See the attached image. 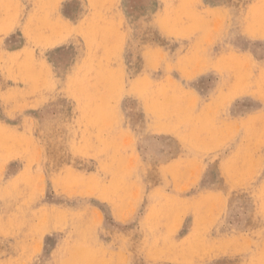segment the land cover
<instances>
[{"label":"rangeland","instance_id":"obj_1","mask_svg":"<svg viewBox=\"0 0 264 264\" xmlns=\"http://www.w3.org/2000/svg\"><path fill=\"white\" fill-rule=\"evenodd\" d=\"M255 1L0 0V264H264V0Z\"/></svg>","mask_w":264,"mask_h":264},{"label":"bare ground","instance_id":"obj_2","mask_svg":"<svg viewBox=\"0 0 264 264\" xmlns=\"http://www.w3.org/2000/svg\"><path fill=\"white\" fill-rule=\"evenodd\" d=\"M253 1H255V0H253ZM167 2H168V1H167ZM179 2H180V1H179ZM179 2H178V3H179ZM182 2H183V1H182ZM255 2H256V1H255ZM255 2H254V3H255ZM258 2H259V1H258ZM260 2H262V1H260ZM260 2H259V3H260ZM164 3H166V2H164ZM201 3H202V2H201ZM254 3H253V4H254ZM166 4L168 5V3H166ZM184 4H185V2H183V3L181 4V6H184ZM204 4H205V3H204ZM179 5H180V4H179ZM256 5H257V4H256ZM158 6L160 7V5H158ZM162 6H163V5H162ZM214 6H215V5H214ZM253 6H254V5H253ZM163 7H164V6H163ZM172 7H173V6L171 5V7H169V9H170V8L172 9ZM209 7H210V6H209ZM218 7H219V6H218ZM251 7H252V6H251ZM259 7H260V6H259ZM166 8H168V7H166ZM188 8H189V7H187V9H188ZM214 8H215V7H214ZM225 8H226V7H225ZM95 9H96V8H95ZM164 9H165V7H164ZM187 9H185V10H187ZM200 9H201V8H200ZM204 9H205L207 12H211V10L213 9V7H212V9L210 10V9L208 8V6H205ZM222 9H223V7H222ZM167 10H168V9H166V12H168ZM180 10H181V8H180ZM182 10H184V9L182 8ZM215 10H216V9H215ZM246 10H247V9H246ZM92 11H93V10H92ZM97 11H98V10H97ZM105 11H107V10H104V12H105ZM159 11H160V9H159ZM187 11H188V10H187ZM194 11H195V10H194ZM197 11H198V10H197ZM100 12H101V11H100ZM104 12H103V13H104ZM163 12H164V11H163ZM182 12H183V11H182ZM192 12H193V10L191 11V13H192ZM248 12H249V11H248ZM248 12H247V13H248ZM161 13H162V12H161ZM169 13L171 14L172 11L169 12ZM178 13H179V11H178ZM184 13H185V12H184ZM186 13H187V12H186ZM186 13H185V14H186ZM200 13H201V12H200ZM200 13H198L197 15H199ZM240 13H241V12H240ZM256 13H257V12H256ZM263 13H264V12H263ZM92 14H93V13H92ZM92 14H91V15H92ZM122 14H123V13H122ZM122 14H121V16H122ZM173 14H174V13H173ZM188 14H189V13H188ZM188 14H187V15H188ZM195 14H196V11H195ZM195 14H194V15H195ZM217 14H218V12H217ZM98 15H99V14H98ZM106 15H107V13H106ZM106 15H105V17H106ZM123 15H125V14H123ZM156 15H157V14H156ZM159 15H160V14H159ZM161 15H163V14H161ZM164 15H165V13H164ZM166 15H167V14H166ZM179 15L182 16V13L179 14ZM190 15H191V14H189V16H188L189 18H190ZM194 15H193V17H194ZM202 15H203V13H202ZM202 15H201V16H202ZM243 15H244V14H243ZM243 15H242V16H243ZM93 16H94V14H93ZM99 16L101 17V15H99ZM99 16H98V17H99ZM167 16H168V15H167ZM258 16H259V15H258ZM258 16H257V17H258ZM100 17H99V18H100ZM105 17H103V18H105ZM109 17H110V16H109ZM109 17H108V18H109ZM111 17H113V16H111ZM155 17H156V16H155ZM157 17H158V16H157ZM157 17H156V18H157ZM160 17H161V16H160ZM239 17H240V16H239ZM246 17H247V16H246ZM90 18H91V17H90ZM106 18H107V17H106ZM125 18H126V17H125ZM125 18H124V19H125ZM156 18H154V19H156ZM161 18H162V17H161ZM163 18H164V17H163ZM165 18H166V16H165ZM165 18H164V19H165ZM168 18H169V17H168ZM168 18H167V22H168ZM175 18H176V17H175ZM181 18H182V17H181ZM202 18H203V17H202ZM247 18H248V17H247ZM247 18H246V19H247ZM169 19H171V18H169ZM178 19H179V17L177 18V21H178ZM190 19H192V18H190ZM194 19H197V18H194ZM248 19H249V18H248ZM248 19H247V20H248ZM97 20H100V19H97ZM113 20H114V17H113ZM113 20H112V21H113ZM120 20H121V18H120ZM179 20H180V19H179ZM182 20H184V19L182 18ZM186 20H188V19H186ZM202 20H203V19H202ZM84 21H85V19H84ZM84 21H83V22H84ZM100 21H101V20H100ZM155 21H156V20H155ZM158 21H159V20H158ZM158 21H157V22H158ZM162 21H163V20H162ZM162 21H161V22H162ZM170 21H171V20H169V23H170ZM180 21H181V20H180ZM180 21H179V22H180ZM205 21H207V19H206ZM252 21H253V18H252ZM90 22H91V21H90ZM102 22H103V21H102ZM164 22H165V24L167 23L165 20H164ZM181 22H182V21H181ZM183 22H184V21H183ZM187 22H188V21H187ZM218 22H219V21H218ZM241 22H242V21H241ZM78 23H79V22H78ZM103 23H104V22H103ZM106 23H107V21H106ZM158 23H160V21H159ZM169 23H168V24H169ZM188 23H190V22H188ZM188 23H187V24H184V25H186L185 27H187V25H188V29H189V26H190V30H191L192 28H194V26L191 25L192 23H191V24H188ZM198 23H199V22H198ZM201 23H202V22H201ZM261 23H262V22H261ZM95 24H96V23H95ZM109 24H110V23H109ZM121 24H122V22H121ZM155 24H156V22H155ZM168 24H166V25H168ZM173 24H176V23L173 22L171 25L173 26ZM179 24H180V23H179ZM195 24H196V23H195ZM199 24H200V23H199ZM207 24H208V23H207ZM242 24H243V23H242ZM78 25H79V24H78ZM81 25H82V24H81ZM112 25H114V24H112ZM159 25H160V24H159ZM176 25H178V23H177ZM176 25H174L173 27H175ZM184 25H183V28H184ZM220 25H221V24H220ZM244 25H245V24H244ZM255 25H256V24H255ZM180 26H181V24H180ZM180 26H179V27H180ZM195 26H197V24H196ZM198 26H199V25H198ZM251 26H252V25H251ZM94 27H95V26H94ZM173 27H172V28H173ZM176 27H177V26H176ZM101 28H102V26H101ZM183 28H182V29H183ZM239 28H241V26H239ZM242 28H243V26H242ZM174 29H175V28H174ZM174 29H172V30H174ZM178 29H179V28H178ZM180 29H181V27H180ZM246 29H247V28H246ZM250 29H251V28H249V30H250ZM259 29H260V28H259ZM184 30H185V29H184ZM184 30H183V31H184ZM243 30H244V28H243ZM257 30H258V27H257ZM260 30H261V29H260ZM262 30H263V29H262ZM99 31H100V29H99ZM250 31H251V30H250ZM258 31H259V30H258ZM88 32H90V31L88 30ZM106 32H107V31H106ZM108 32H109V31H108ZM176 32H177V29H176ZM247 32H248V30H247ZM252 32H253V29H252ZM256 32H257V31H256ZM259 32H260V31H259ZM261 32H262V31H261ZM92 33H93V32H92ZM192 33H193V32H192ZM106 34H107V33H106ZM106 34H105V35H106ZM172 34H173V33H172ZM178 34H179V33H178ZM184 34H185V33H184ZM184 34H183V36H184ZM186 34H188V33L186 32ZM197 34H198V33H197ZM86 35H87V34H86ZM92 35H93V34H92ZM95 35H96V34H95ZM175 35H176V34H175ZM199 35H200V34H199ZM255 35H258V34L256 33ZM255 35H252V37L255 36ZM96 36H98V34H97ZM185 36H186V35H185ZM187 36H188V35H187ZM250 36H251V33H250ZM250 36H247V37H250ZM86 37H87V36H86ZM89 37H90V36H89ZM104 37H106V36H104ZM104 37H103V39H104ZM170 37H171V36H170ZM173 37H174V36H173ZM178 37H179V36H178ZM180 37H181V35H180ZM90 38H92V37H90ZM99 38H101V37L99 36ZM171 38H172V37H171ZM174 38H175V37H174ZM256 38H257V37H256ZM259 38H260V37H259ZM263 38H264V37H263ZM87 39H88V37H87ZM94 39H95V38H94ZM94 39L92 38V41H93ZM96 39H98V38H96ZM200 39H201V38H200ZM250 39H251V37H250ZM89 40H90V39H89ZM187 40H188V39H187ZM187 40H186V41H187ZM202 40H203V39H202ZM94 41H95V40H94ZM94 41H93V42H94ZM98 41H99V40H98ZM101 41H102V40H101ZM177 41H178V40H177ZM192 41H193V40H192ZM194 41H195V40H194ZM113 42H114V41H113ZM201 42H203V41H201ZM201 42H200V43H201ZM88 43H90V42H88ZM101 43H102V42H101ZM178 43H179V42H178ZM178 43H177V44H178ZM180 43H181V42H180ZM183 43H184V42H183ZM196 43H197V42H196ZM196 43H194V47H195V45H197ZM90 44H91V43H90ZM103 44H104V43H103ZM106 44H107V43H105V45H106ZM122 44H123V43H122ZM157 45H158V44H157ZM157 45H156V46H157ZM209 45H210V44H209ZM90 46H91V45H90ZM106 46H107V45H106ZM227 46H228V45H227ZM147 47H149V46H147ZM150 47H151V46H150ZM154 47H155V46H154ZM158 47H159V46H158ZM211 47H212V46H211ZM231 47H232V46H230V48H231ZM156 48H157V47H156ZM160 48H161V47H160ZM172 48H173V47H172ZM187 48H188V47H187ZM224 48H226V47H224ZM228 48H229V47H228ZM91 49H92V47H91ZM105 49H106V48H105ZM115 49H116V48H115ZM151 49H152V48H151ZM196 49H197V48H196ZM200 49H201V51H202V49H203L202 45H201V48H200ZM116 50H117V49H116ZM152 50H153V49H152ZM163 50H164V49H163ZM165 50H166V49H165ZM168 50H169V49H168ZM206 50H208V49H206ZM212 50H213V49H212ZM224 50H225V49H224ZM224 50H223L222 53H224ZM227 50H228V49H227ZM229 50H230V49H229ZM170 51H171V50H170ZM186 51H187V50H186ZM191 51H192V50H191ZM194 51H195V50H194ZM216 51H217V50H216ZM220 51H221V50H220ZM143 52H144V51H143ZM150 52H151V51H150ZM163 52H164V51H163ZM229 52H230V51H229ZM229 52H228V53H229ZM233 52H234V51H233ZM236 52H238V51H236ZM147 53H149V51H148ZM201 53H202V52H201ZM201 53H200V54H201ZM206 53H207V52H206ZM244 53H245V52H244ZM248 53H249V52H248ZM94 54H95V53H94ZM143 54H146V53L144 52ZM149 54H150V53H149ZM171 54H172V52H171ZM191 54H193V53L191 52ZM219 54H220V53H219ZM219 54H218V55H219ZM236 54H237V53H236ZM236 54H235V55H236ZM105 55H106V54H105ZM119 55H120V54H119ZM152 55H153V54H151V56H152ZM169 55H170V54H169ZM196 55H197V50H196ZM202 55H203V54H202ZM202 55H201V56H202ZM209 55H210V54H209ZM222 55H223V54H222ZM226 55H227V54H226ZM226 55H225V57H226ZM240 55H241V54H240ZM251 55H252V54H251ZM92 56H93V55H91V57H92ZM145 56H146V55H145ZM165 56H166V55H165ZM181 56H182V55H181ZM206 56H207V55H206ZM213 56H214V54H213ZM215 56H216V55H215ZM227 56H228V55H227ZM243 56H244V55H243ZM148 57H150V56H148ZM209 57H210V56H209ZM217 57H218V56H217ZM219 57H220V56H219ZM219 57H218V59L220 60ZM232 57H233V56H232ZM241 57H242V55H241ZM244 57H245V56H244ZM102 58H103V57H102ZM102 58H100V59H102ZM151 58H152V57H151ZM166 58H167V57H166ZM175 58H176V57H175ZM191 58H192V57H191ZM234 58H235V57H234ZM252 58H253V57H252ZM90 59H91V58H90ZM94 59H96V58H94ZM105 59H106V58H105ZM105 59H104V60H105ZM119 59H120V58H119ZM205 59H206V58H205ZM212 59H213V58H212ZM212 59H211V60H212ZM218 59H216V61H217ZM262 59H263V58H262ZM201 60H202V59H201ZM206 60H207V59H206ZM211 60H210V61H211ZM221 60H222V59H221ZM227 60H229V59H227ZM89 61H90V60H89ZM91 61H92V60H91ZM98 61L100 62L99 59H98ZM178 61H179V59H178ZM210 61H209V62H210ZM225 61H226V60H225ZM239 61H240V59H239ZM239 61H238V62H239ZM255 61H256V60H255ZM93 62H94V61H93ZM95 62L97 63L96 60H95ZM95 62H94V63H95ZM99 62H98V63H99ZM101 62H102V61H101ZM101 62H100V63H101ZM180 62H181V61H180ZM217 62L221 63V61H217ZM217 62H216V63H217ZM229 62H230V61H229ZM229 62H228L227 64H229ZM240 62H241V61H240ZM256 62H257V61H256ZM96 63H95V64H96ZM181 63H182V62H181ZM204 63H205V62H204ZM222 63H224V62H222ZM262 63H263V62H262ZM95 64H94V65H95ZM237 64H238V63H237ZM239 64H240V63H239ZM239 64H238V66H239ZM253 64H254V63H253ZM253 64H252V66H253ZM256 64H257V63H256ZM256 64H255V65H256ZM209 65H210V64H209ZM213 65H214V64H213ZM220 65H221V64H220ZM220 65H219V66H220ZM242 65H243V64H242ZM259 65H260V64H259ZM87 66H88V65H87ZM89 66H90V65H89ZM89 66H88V68H89ZM105 66H107V65H105ZM219 66H218V67H219ZM224 66H227V65L224 63ZM229 66H230V65H228V68H229ZM234 66H235V64H234ZM238 66H235V67H238ZM90 67H91V66H90ZM94 67H96V66H94ZM94 67L92 66V68H94ZM111 67H112V66H110V70H111ZM231 67H232V66H231ZM88 68H87V70L89 71L91 68H90V69H88ZM216 68H217V67H216ZM95 69H96V68H95ZM95 69H94V70H95ZM100 69H101V67H100ZM100 69H98V70H100ZM232 69H233V68H232ZM237 69H238V68H237ZM240 69H241V68H240ZM256 69H258V68H256ZM91 70H92V69H91ZM91 70H90V71H91ZM98 70H97V71H98ZM103 70H105V69H103ZM216 70H218V68H217ZM238 70H239V69H238ZM218 71H219V70H218ZM239 71H240V70H239ZM251 71H252V70H251ZM94 73H95V72H94ZM98 73H99V72H98ZM98 73L96 72V74H98ZM100 73H101V72H100ZM100 73H99V74H100ZM164 73H165V72H164ZM89 74H90V72H89ZM89 74H87V75H89ZM166 74H167V73H166ZM168 74H169V73H168ZM94 75H95V74H94ZM155 75H156V74H155ZM251 75H253V73H252ZM92 76H93V75H92ZM141 76H142V75H141ZM147 76H148V75H147ZM242 76H243V75H242ZM254 76H255V73H254ZM89 77L91 78V76H89ZM153 77H155V76H153ZM164 77H165V76H164ZM167 77H169V76H167ZM170 77H171V76H170ZM240 77H241V76H240ZM249 77H251L250 74H249ZM256 77H257V76H256ZM96 78H97V77H96ZM99 78H100V77H99ZM147 78H149V77H146V79H147ZM161 78H162V77H161ZM161 78H160V80L162 81ZM252 78H253V77H252ZM154 79H156V78H154ZM174 79H175V77H174ZM186 79H187V78H186ZM190 79H191V78H190ZM258 79H259V78H258ZM95 80H98V79H95ZM99 80L101 81V79H99ZM136 80H138V79H136ZM150 80H151V79H150ZM152 80H153V79H152ZM152 80H151V81H152ZM238 80H239V79H238ZM100 81H97V82H100ZM156 81H157V80H156ZM161 81H159V82H161ZM236 81H237V80H236ZM251 81H252V80H251ZM253 81H254V80H253ZM136 82H137V81H136ZM154 82H155V81H154ZM157 82H158V81H157ZM157 82H156V83H157ZM162 82H163V81H162ZM175 82H176V81H175ZM175 82H174V83H175ZM88 83H89V82H88ZM95 83H96V81H95ZM140 83H141V82H140ZM150 83H151V82H149L148 84L150 85ZM152 83H153V81H152ZM152 83H151V86H152ZM179 83H180V82H179ZM239 83H240V82H239ZM256 83H257V82H256ZM133 84H134V83H133ZM137 84H138V82H137ZM172 84H173V82H172ZM244 84H246V83H244ZM244 84H243V85H244ZM252 84H253V83H252ZM85 85H86V84H84V86H85ZM100 85H101V84H100ZM105 85H106V84H105ZM105 85H103V87H104ZM157 85H158V83H157ZM175 85H177V84H175ZM184 85H185V84H184ZM233 85H235V82H234ZM233 85H232V87H234ZM239 85H240V84H239ZM82 86H83V85H82ZM94 86H95V85H94ZM101 86H102V85H101ZM137 86H138V85H136V87H137ZM162 86H163V83H162ZM180 86L182 87L181 84H180ZM245 86H246V85H245ZM121 87H122V86H121ZM159 87H160V86H159ZM173 87H176V86H173ZM181 87H179V88H181ZM238 87H239V86H238ZM240 87H242V85H241ZM240 87H239V88H240ZM254 87H255V86H253V87H251V88H254ZM94 88H95L94 90H96L97 87H94ZM106 88H108V87H106ZM115 88H116V87H115ZM164 88H165V87H164ZM177 88H178V86H177ZM184 88H185V87H184ZM228 88H229V87H228ZM247 88H248V87L246 86V87H245V91L247 90ZM89 89L91 90L90 87H89ZM92 89H93V88H92ZM104 89H105V87H104ZM104 89H103V90H104ZM117 89H118V88H116L115 91H116ZM119 89H121V88H119ZM119 89H118V90H119ZM145 89L147 90V88H144V90H145ZM152 89L154 90V88H152ZM172 89H173V88H172ZM172 89H171V90H172ZM233 89H234V88H233ZM233 89H232V90H233ZM243 89H244V88H243ZM262 89H263V87H262ZM84 90H85V87L83 88V92H85ZM118 90H117V91H118ZM121 90H122V89H121ZM134 90H135V89H134ZM134 90H133V91H134ZM138 90H140V89H139V86H138ZM166 90H167V87H166ZM92 91H93V90H92ZM97 91H98V90H96V92H97ZM108 91H111V90H108ZM148 91H150L149 88H148ZM172 91H174V89H173ZM186 91H187V90H186ZM241 91H242V89H241ZM241 91H240V93H241ZM259 91H261V90H259ZM88 92H89V91H88ZM88 92H85V93H88ZM100 92H101V91H100ZM112 92H114V91L112 90ZM134 92H135V91H134ZM138 92H139V91H138ZM144 92H145V91H143V93H144ZM160 92H161V91H160ZM182 92H184L183 89H182ZM214 92H215V91H214ZM233 92L235 93V91H233ZM238 92H239V90H238ZM238 92H237V93H238ZM253 92H254V91H253ZM91 93L94 94V92H91ZM106 93H108V92H106ZM116 93H117V92H116ZM140 93H141V90H140ZM147 93H148V92H147ZM151 93H153V92H151ZM174 93H175V92H174ZM230 93H231V92H230ZM242 93H243V92H242ZM257 93H259V92H257ZM96 94H97V93H96ZM100 94H101V93H100ZM117 94H118V93H117ZM141 94H142V93H141ZM148 94H150V93H148ZM153 94H154V93H153ZM153 94H152V95H153ZM158 94H159V93H158ZM172 94H173V92H172ZM184 94H185V92H184ZM193 94H194V93H193ZM195 94H196V93H195ZM238 94H239V93H238ZM94 95H95V94H94ZM104 95H105V94H104ZM108 95H110V94H106V96H108ZM152 95H151V96H152ZM156 95H157V93H156ZM156 95H155V98H156V97L158 98L159 96H156ZM161 95H165V93H164V94H161ZM169 95H170V94H169ZM169 95H168V96H169ZM174 95H175V100H173L172 102L176 103L178 99L176 98V94H174ZM189 95L191 96V94H189ZM235 95H236V94H235ZM111 96H112V95H111ZM115 96H116V95H115ZM115 96H114V98H115ZM148 96H149V95H148ZM180 96H181V95H180ZM185 96H186V95H185ZM260 96H261V95H260ZM260 96H259V97H260ZM165 97H166V96H165ZM181 97H182V96H181ZM183 97H184V95H183ZM183 97H182V98H183ZM228 97H229V95H228ZM232 97H233V96H232ZM94 98H95V97H94ZM100 98H102L101 95H100ZM106 98L108 99V97H106ZM106 98H104V99H106ZM109 98H110V97H109ZM114 98H113V99H114ZM187 98H189V97L187 96V97L185 98V101L187 100ZM226 98H227V96H226ZM233 98H234V97H233ZM115 99H116V98H115ZM173 99H174V98H173ZM176 99H177V100H176ZM179 99H180V98H179ZM263 99H264V98H263ZM101 100H102V99H101ZM117 100H118V99H117ZM117 100H114V101H117ZM146 100H147V101H146ZM153 100H154V99H153ZM153 100H152V98H151V101L154 103ZM164 100H165V99H164ZM182 100H183V99H182ZM182 100H181V101H182ZM200 100H201V99H200ZM230 100H231V99H230ZM98 101H99V100H98ZM108 101H110V100H108ZM145 101L148 102V99L145 98ZM155 101H157V99H156ZM169 101H170V100H169ZM219 101H220V100H219ZM221 101H222V100H221ZM221 101H220V102H221ZM228 101H229V100H228ZM157 102H158V101H157ZM172 102H171V103H172ZM186 102H187V101H186ZM195 102H196V99H195ZM214 102H216V101H214ZM220 102H219V103H220ZM93 103H94V102H93ZM98 103H99V102H98ZM98 103H97V104H98ZM104 103H105V101H104ZM153 103H152V104H153ZM160 103H161V102H160ZM167 103H168V102H167ZM187 103H188V102H187ZM187 103H186V105H187ZM97 104H95V105H97ZM105 104H106V103H105ZM150 104H151V103H149V105H148V106H149V109L147 108L148 110H150ZM161 104H162V103H161ZM178 104H179V102H178ZM225 104H226V101H225ZM100 105H101V107H102V104H100ZM118 105H119V104H118ZM144 105H145V104H144ZM153 105H156V106H157V103H156V104L154 103ZM153 105H152V106H153ZM163 105H165V104H163ZM175 105H177V104H175ZM175 105H174V106H175ZM180 105L182 106V104H180ZM180 105H179V106H180ZM184 105H185V104H184ZM194 105H195V103H194ZM207 105H208V104H207ZM210 105H211V104H210ZM210 105H209V107H210ZM218 105H219V104H218ZM97 106H98V105H97ZM103 106H104V105H103ZM105 106H106V105H105ZM156 106H154V107H156ZM160 106H161V105H160ZM177 106H178V105H177ZM179 106H178V107H179ZM212 106H213V105H212ZM214 106H215V105H214ZM98 107L100 108V106H98ZM109 107H111V106H108V108H109ZM146 107H147V105H146ZM146 107H145V108H146ZM158 107H159V106H158ZM178 107H176V108H178ZM182 107H183V106H182ZM182 107H181V108H182ZM192 107H193V106H192ZM207 107H208V106H207ZM102 108H103V107H102ZM102 108H100V109L102 110ZM106 108H107V106H106ZM113 108H114V107H113ZM151 108H152V107H151ZM156 108H157V107H156ZM160 108H161V107H160ZM160 108H157L156 110H160ZM188 108L190 109V107H188ZM93 109H94V108H93ZM153 109H154V108H153ZM182 109H183L182 112H183V111H186V110H185V109H186V106H185V109H184V108H182ZM201 109H202V108H201ZM113 110H114V109H113ZM154 110H155V109H154ZM154 110H152V111H154ZM156 110H155V112H156ZM161 110H162V108H161ZM161 110H160V111H161ZM194 110H195V109H194ZM204 110H205V109H204ZM222 110H223V109H222ZM95 111H97V110L95 109ZM95 111H94V112H95ZM107 111H108V110H107ZM109 111H111V110L109 109ZM114 111L116 112V109H115ZM150 111H151V110H150ZM162 111H163V110H162ZM209 111L211 112V110H209ZM217 111H218V110H217ZM223 111H224V110H223ZM262 111H263V110H262ZM98 112H99V110H98ZM98 112H96V114H97ZM104 112L106 113V110H104ZM111 112H112V111H111ZM169 112H170V111H169ZM182 112H181L180 114L184 115ZM201 112H202V110H201ZM218 112H219V111H218ZM100 113H101V112H99V114H100ZM112 113H113V112H112ZM112 113H111V115H112ZM153 113H154V112H153ZM153 113H152V114H153ZM156 113H157V112H156ZM156 113H155V115H156ZM159 113H160V112H159ZM159 113H158V115H159ZM162 113H163V112H162ZM172 113H173V112H172ZM256 113H257V112H256ZM256 113H255V114H256ZM92 114H95V113H92ZM99 114H98V115H99ZM115 114H116V113H115ZM168 114H169V113H168ZM170 114H171V113H170ZM188 114H190V113H188ZM98 115H97V116H96V115H93V117L96 116V118H97ZM104 115L106 116V115H108V114H104ZM104 115H103V116H104ZM158 115H156V116H158ZM164 115H165V114H164ZM199 115H200V114H199ZM203 115H205V112H204ZM203 115H202V116H203ZM216 115H217V114H216ZM225 115H226V114H225ZM230 115H231V114H230ZM244 115H245V114H244ZM251 115H252V114H251ZM256 115H257V114H256ZM99 116H100V115H99ZM101 116H102V115H101ZM160 116H161V115H160ZM165 116H166V115H165ZM197 116H198V115H197ZM200 116H201V115H200ZM202 116H201V117H202ZM226 116H227V115H226ZM233 116H234V115H233ZM262 116H263V115H262ZM161 117H162V116H161ZM179 117H180V116H179ZM182 117H185V115L182 116ZM190 117L193 119V115L190 116ZM210 117H211V116H210ZM234 117H235V116H234ZM248 117H249V116H248ZM252 117H253V115H252ZM91 118H92V116L90 117V119H91ZM94 118H95V117H94ZM94 118H92V120H93ZM103 118H104V117H103ZM107 118H108V117H107ZM165 118H167V117H165ZM199 118H200V117H199ZM212 118H213V117H211V119H212ZM214 118H215V116H214ZM257 118H258V117H257ZM257 118H256V119H257ZM100 119H102V117H101ZM100 119H99V120H100ZM179 119H180V118H179ZM196 119H197V118H196ZM200 119H201V118H200ZM200 119H199V120H200ZM204 119L206 120L207 118L204 117ZM230 119H232V118H230ZM230 119H229V120H230ZM235 119H236V118H235ZM235 119H233V120H235ZM244 119H245V118H244ZM252 119H253V118H252ZM256 119H255V120H256ZM260 119H261V117H260ZM99 120H97V123H98ZM161 120H162V119H161ZM163 120H164V119H163ZM184 120H185V119H184ZM193 120H194V119H193ZM197 120H198V119H197ZM197 120H195V121L197 122ZM199 120H198V121H199ZM207 120H208V119H207ZM239 120H240V119H239ZM247 120H248V119H246L245 124L247 123ZM250 120H251V118H250ZM250 120H248V121H250ZM164 121H165V120H164ZM200 121H201V120H200ZM211 121L213 122V120H211ZM211 121H210V122H211ZM231 121H232V120H231ZM236 121H237V119H236ZM242 121H243V120H242ZM242 121H241V123L244 122V121H243V122H242ZM92 122H93V121H92ZM99 122L101 123V121H99ZM166 122H167V121H166ZM204 122H206V121H203V123H204ZM224 122H227V120H226V121H223V123H224ZM95 123H96V122H95ZM100 123H99V124H100ZM175 123H176V122H175ZM175 123H174L173 126H175ZM197 123H198V122H197ZM197 123H196V124H197ZM199 123H200V122H199ZM233 123H234V122H233ZM99 124H97V125H99ZM169 124H170L169 122H168V124L166 123V125H169ZM196 124H195L194 127H196ZM206 124H207V123H206ZM208 124H209V123H208ZM214 124H215V123H214ZM220 124H221V123H220ZM225 124H226V123H225ZM249 124H251V123H249ZM252 124H253V123H252ZM94 125H95V124H94ZM106 125H107V124H106ZM156 125H157V124H156ZM159 125H160V124H159ZM204 125H205V124H204ZM239 125H240V124H239ZM161 126H162V124H161ZM164 126H165V124H164ZM176 126H177V125H176ZM176 126H175V127H176ZM224 126H226V125H224ZM247 126H249V125H247ZM99 127H100V126H99ZM167 127H168V126H167ZM175 127H173V128H175ZM200 127H201V126H200ZM200 127H198V125H197V128H200ZM206 127L209 128V125H208V126L206 125ZM206 127H205V128H206ZM215 127H216V126H215ZM237 127H238V126H237ZM191 128H192V126H191ZM201 128H203V126H202ZM201 128H200V129H201ZM205 128H204V130H205ZM219 128L221 129L220 126H219ZM253 128H254V126H253ZM259 128H260V127H258V129H259ZM95 129H96V128H95ZM109 129H111V125H110V128H109ZM170 129H172V128L170 127ZM200 129H199V132L201 131ZM220 129H219V130H220ZM234 129H235V128H234ZM123 130H124V129H123ZM212 130H214V129H212ZM215 130H216V128H215ZM217 130H218V129H217ZM237 130H238V128H237ZM237 130H236V132H237ZM106 131H107V129H106ZM121 131H122V130H121ZM125 131H126V130H125ZM157 131H158V129H157ZM194 131H195V132L197 131L196 128H194ZM252 131H253V130H252ZM259 131H260V130H259ZM128 132H130V131H128ZM195 132H193V133H195ZM203 132H204V131H203ZM209 132H210V131H209ZM213 132H214V131H213ZM240 132H241V131H240ZM126 133H127V132H126ZM153 133H154V132H153ZM168 133H169V132H168ZM207 133H208V132H207ZM93 134H95V133L93 132ZM98 134H99V133H97V135H98ZM100 134H101V133H100ZM100 134H99V135H100ZM109 134H110V133H109ZM109 134H108V135H109ZM128 134H129V133H128ZM195 134H197V133H195ZM216 134H217V133H216ZM253 134H254V133H253ZM256 134H257V133H256ZM112 135H113V133H112ZM182 135H183V134H182ZM199 135H200V133H199ZM110 136H111V135H110ZM200 136H201V135H200ZM200 136H199V138H201ZM207 136L209 137V134H208ZM96 137H97V136H96ZM131 137H132V136H131ZM178 137H181V135H179ZM182 137H184V136H182ZM182 137H181V138H182ZM208 137H207L206 139H208ZM99 138H100V136H99ZM99 138H98V139H99ZM102 138H103V137H102ZM106 138H108V137H106ZM114 138H115V137H114ZM132 138H134V137H132ZM197 138H198V137H197ZM199 138H198V139H199ZM202 138L204 139V134H203ZM230 138H231V137H230ZM100 139H101V138H100ZM189 139H190V138H189ZM107 140H108V139H107ZM110 140H113V139H110ZM182 140H183V139H182ZM204 140H205V139H204ZM234 140H235V139H234ZM245 140H246V139H245ZM108 141H109V140H108ZM113 141H114V143H115V140H113ZM184 141H185V140H184ZM191 141H192V140H191ZM199 141H200V140H199ZM199 141H197L198 144H195L196 146H194V145H192V146H194V147L196 148L197 145H198L199 147H201V148L203 149V146H201L202 144H201V145L199 144ZM202 141H203V140H202ZM206 141H207V140H206ZM206 141H205V143H206ZM208 141H209V140H208ZM217 141H218V140H217ZM250 141H251V140H250ZM109 142H110V141H109ZM116 142H117V141H116ZM124 142H127V141H124ZM209 142H210V141H209ZM211 142H212V141H211ZM211 142H210V144H212ZM242 142H243V141H242ZM111 143H113V142L111 141ZM189 143H190V140H189ZM201 143H202V142H201ZM248 143H249V141H248ZM122 144H123V143H122ZM122 144H121V145H122ZM214 144H216V143H214ZM224 144H225V143H224ZM246 144H247V143H246ZM247 145H248V144H247ZM247 145H246V146H247ZM259 145H260V144H259ZM130 146H131V144H130ZM206 146H208V145H206ZM211 146H213V145H211ZM225 146H226V145H225ZM116 147H117V146H116ZM119 147H120V146H119ZM131 147H133V146H131ZM135 147H136V146H135ZM213 147H214V146H213ZM213 147H212V148H213ZM237 147H239V146H237ZM95 148H96V147H95ZM117 148H118V147H117ZM122 148H123V145H122ZM209 148H210V147H209ZM247 148H248V147H247ZM247 148H246V150H247ZM249 148H250V147H249ZM249 148H248V149H249ZM260 148H261V147H260ZM93 149H94V148H93ZM114 149H115V147H114ZM124 149H125V146H124ZM115 150H116V149H115ZM118 150H119V149H118ZM131 150H132V148H131ZM197 150H198V149H197ZM214 150H215V149H214ZM133 151H134V149H133ZM133 151H132V152H133ZM203 151H204V150H203ZM203 151H202V152H203ZM211 151H212V150H211ZM112 152H113V151H112ZM118 152H119V151H118ZM129 152H130V151H129ZM238 153H239V152H238ZM244 153H245V152H244ZM247 153H248V152H247ZM255 153H256V152H255ZM255 153H254V154H255ZM258 153H259V152H258ZM258 153H257V154H258ZM260 153H261V152H260ZM111 154H112V153H111ZM132 154H133V153H132ZM132 154H131V155H132ZM206 154H207V153H206ZM229 155H231V154H229ZM263 155H264V153H263ZM115 156H116V155H115ZM117 156H118V155H117ZM117 156H116V157H117ZM215 156H216V155H215ZM242 156H243V154H242ZM260 156L262 157V155H260ZM116 157H115V159H116ZM118 157H121V156H118ZM128 157H129V156H128ZM228 157H229V159H228V158H227V159L230 160V156H228ZM243 157H244V156H243ZM261 157H260V158H261ZM126 158H127V156H126ZM133 158H134V156H133ZM194 158H195V157H194ZM112 159H113V158H112ZM199 159H200V158H199ZM213 159H214V158H213ZM213 159H212V160H213ZM127 160H128V159H127ZM180 160H181V159H180ZM191 160H193V159L191 158ZM214 160H215V159H214ZM228 160H227V161H228ZM115 161H116V160H115ZM115 161H113V163H114ZM143 161H144V160H143ZM146 161H147V160H146ZM146 161H145V162H146ZM166 161H167V160H166ZM227 161H226V162H227ZM238 161H239V160H238ZM262 161H263V159H262ZM131 162H132V160H131ZM133 162H134V161H133ZM176 162H179V161L176 160L175 162H172V163L175 164ZM190 162H191V161H190ZM192 162H193V161H192ZM242 162H245V161L243 160ZM113 163H112V164H113ZM116 163H117V162H116ZM125 163H126V162H125ZM128 163H129V162H128ZM172 163H170V164L172 165ZM193 163H195V161H194ZM215 163H216V162H215ZM238 163H239V162H238ZM110 164H111V163H110ZM117 164H118V163H117ZM131 164H132V163H131ZM227 164H228L229 167H230V164H229V163H227ZM261 164H262V163H261ZM123 165H124V164H123ZM123 165H122V166H123ZM143 165H144V164H143ZM161 165H162V164H161ZM201 165H202V164H201ZM237 165H238V164H237ZM131 166H133V165H131ZM176 166H177V163H176L175 167H176ZM194 166H195V164H194ZM203 166H204V165H203ZM127 167H128V166H127ZM142 167H143V166H142ZM168 167H169V166H168ZM170 167H172V166H170ZM170 167H169V168H170ZM173 167H174V166H173ZM189 167H191V166H189ZM192 167H193V166H192ZM195 167H196V166H195ZM200 167H201V166H200ZM200 167H199V168H200ZM225 167H226V166H225ZM229 167H228V168H229ZM234 167H236V165H235ZM122 168H123V167H122ZM130 168H131V167H130ZM203 168H204V167H203ZM203 168H202V169H203ZM237 168H238V166H237ZM144 169H145V168H144ZM175 169H176V168H175ZM177 169H178V168H177ZM177 169H176V170H177ZM231 169H233L232 172L235 171L234 168H231ZM118 170H121V168H120V169L118 168ZM118 170H117V171H118ZM122 170H124V168H123ZM172 170H173V168H172ZM176 170H175V171H176ZM196 170H198V169L196 168ZM225 170H226V169H225ZM228 170H230V169H228ZM236 170H238V169H236ZM115 171H116V170H115ZM133 171H134V170H133ZM194 171H195V170H194ZM194 171L191 170L192 174H193ZM221 171H222V170H221ZM122 172H124V171H122ZM128 172H129V171H128ZM168 172L170 173V170H169ZM186 172H187V171H186ZM196 172H197V171H196ZM228 172H229V171H228ZM228 172H227V173H228ZM125 173H127V170L125 171ZM179 173H181V172L179 171ZM221 173H222V172H221ZM235 173H236V171H235ZM256 173H257V172H256ZM128 174H129V173H128ZM136 174H137V173H136ZM170 174H171V173H170ZM196 174H197V173H196ZM228 174H230V172H229ZM244 174H245V173H244ZM74 175H75V174H74ZM76 175H77V173H76ZM80 175H81V174H80ZM112 175H114V174H112ZM121 175L123 176V175H127V174H123V173H122ZM245 175H246V174H245ZM77 176H79V175H77ZM232 176H233V175H232ZM234 176H236V175H234ZM243 176H244V175H243ZM243 176H242V177H243ZM82 177H83V176H82ZM111 177H112V176H111ZM115 177H116V176H115ZM115 177H114V178H115ZM128 177H129V176H128ZM132 177H133V175H132ZM171 177H173V175H172ZM242 177H241V178H242ZM253 177H254V176H253ZM119 178H120L119 180H121V181H123V178L125 179V177H123L122 179H121V177H119ZM229 178H230V176H229ZM232 178H233V177H232ZM126 179H127V178H126ZM128 179H129V178H128ZM233 179H234V178H233ZM236 179H237V178H236ZM236 179H235V180H236ZM242 179H243V178H242ZM242 179H241V180H242ZM261 179H262V178H261ZM112 180H113V177H112ZM112 180H110V181H112ZM119 180H118V181H119ZM129 180H130V179H129ZM133 180H134V178H133ZM133 180L131 179L130 181H132V183H133ZM141 180H142V179H141ZM230 180H232V179H230ZM241 180H240L239 182H241ZM114 181H115V180H114ZM114 181H112V182H113V185L116 184ZM118 181H117V182H118ZM121 181H120V182H121ZM137 181H138V180H137ZM251 181H252V180H251ZM261 181H262V180H261ZM123 182H124V181H123ZM249 182H250V181H249ZM263 182H264V181H263ZM130 183H131V182H130ZM130 183H129V185H130V186H133V185H131ZM136 183H137V182H136ZM139 183H140V180H139ZM142 183H143V182H142ZM109 184H111V186H112V183L109 182ZM121 184H123V183H121ZM125 184H126V183H124V186H125ZM173 184H174V183H173ZM262 184H263V183H262ZM94 185H95V184H94ZM102 185H103V184H102ZM106 185H108V184H106ZM117 185H118V184H117ZM117 185H116V186H117ZM127 185H128V184H126V186H127ZM140 185H141V184H140ZM175 185H177V184H175ZM258 185H259V184H258ZM260 185H261V184H260ZM134 186H136V185H134ZM232 186H233V184H232ZM239 186H240V185H239ZM93 187H94V186H93ZM127 187H128V186H127ZM136 187H137V186H136ZM173 187H174V186H173ZM230 187H231V186H230ZM234 187H235V186H234ZM234 187H233V188H234ZM77 188H78V187H77ZM95 188H96V187H95ZM207 188H208V187H207ZM231 188H232V187H231ZM263 188H264V185H263ZM104 189H105V188H104ZM128 189H129V188H128ZM133 189H134V188H131V190H133ZM178 189H179V188H178ZM180 189H181V188H180ZM196 189H197V188H196ZM229 189H230V188H229ZM95 190H96V189H95ZM95 190H93V192H94ZM114 190H115V189H114ZM219 190H220V189H219ZM224 190H225V189H224ZM263 190H264V189H263ZM157 191H159V190H157ZM180 191H182V189H181ZM185 191H186V190H185ZM185 191H184V192H185ZM187 191H188V190H187ZM99 192H100V191H99ZM99 192H98V193H99ZM102 192H103V191H102ZM102 192H100L99 194H103V193H104V192H103V193H102ZM106 192H107V191H106ZM110 192H114L115 194H119V193H116L115 191H113V189H112V191L110 190ZM161 192H162V191H161ZM188 192H189V191H188ZM215 192H216V191H215ZM123 193H124V192H123ZM128 193H129V191H128ZM143 193H144V192H143ZM163 193L165 194L164 191H163ZM211 193H212V192H211ZM228 193H229V192H228ZM260 193L262 194V192H259L258 194H260ZM94 194H95V192H94ZM105 194H106V196H108L107 193H105ZM110 194H111V193H110ZM112 194H113V193H112ZM115 194H113V195H115ZM213 194H215V193H213ZM252 194H253V193H252ZM103 195H104V194H103ZM113 195H112L111 197H114V198H112V199L114 200V199H115V196H113ZM122 195H123V196H122V198H123L126 194H125V195L122 194ZM206 195H208V192H207ZM217 195H219V193H218ZM224 195H225V194H224ZM176 196H177V195H176ZM204 196H205V195H204ZM209 196H210V195H209ZM251 196H253V195H251ZM257 196H258V195H257ZM261 196H262V195H261ZM261 196H260V197H261ZM102 197H103V196H102ZM104 197H105V196H104ZM104 197H103V198H104ZM108 197H109V196H108ZM119 197H120V196H119ZM119 197H118V199H119ZM182 197H183V196H182ZM182 197H180V198H182ZM216 197H217V196H216ZM223 197H225V196H223ZM226 197H227V196H226ZM226 197H225V198H226ZM174 198H175V197H174ZM180 198H179V199H180ZM204 198H205V197H204ZM217 198H219V197H217ZM227 198H228V197H227ZM105 199H106V198H105ZM120 199H121V198H120ZM171 199H172V198H171ZM179 199H178V200H179ZM185 199H186V198H185ZM202 199H203V197H202ZM113 200H111V201H113ZM124 200H125V199H123L122 201L124 202ZM169 200H170V198H169ZM186 200H187V199H186ZM203 200H204V199H203ZM203 200H202V201H203ZM157 201H158V200H157ZM157 201H156V202H157ZM170 201H172V200H170ZM175 201H177V200H175ZM175 201H173V203H174ZM225 201H226V200H225ZM261 201H262V200H261ZM261 201H260V202H261ZM120 202H121V201H120ZM123 202H122V205H123ZM156 202H154V203H156ZM163 202H164V201H163ZM177 202H178V201H177ZM179 202H180V201H179ZM182 202H183V200H182ZM185 202H186V201L184 200V203H185ZM191 202H192V201H191ZM117 203H118V202L115 201V206L117 205ZM154 203H152L151 205H153ZM167 203H168V202H167ZM170 203H171V202H170ZM261 203H262V202H261ZM261 203H260V204H261ZM119 204H120V203H119ZM127 204H128V203H127ZM176 204H177V203H176ZM193 204L195 205V202H194ZM225 204H226V203H225ZM263 204H264V203H263ZM113 205H114V203H113ZM169 205H170V204H169ZM172 205H173V204H172ZM183 205H184V204H183ZM115 206H114V207H115ZM126 206H127V205H126ZM154 206H155V205H154ZM175 206H176V205H175ZM51 207H52V206H51ZM149 207H152V206H149ZM155 207H156V206H155ZM177 207H178V206H177ZM177 207H176V208H177ZM53 208H54V207H53ZM53 208H51V209H53ZM121 208H122V207H121ZM166 208H168V207L166 206ZM169 208H170V207H169ZM173 208H174V207H173ZM49 209H50V208H49ZM95 209H96V208H95ZM177 209H178V208H177ZM252 209H253V208H252ZM260 209H262V208H260ZM43 210H45V207L43 208ZM47 210H48V209H47ZM57 210H58V209H57ZM57 210H56V211H57ZM148 210H150V209H148ZM156 210H157V209H156ZM169 210H170V209H169ZM175 210H176V209H175ZM175 210H174L173 213L176 212ZM52 211H53V210H52ZM59 211H60V210H58V212H59ZM94 211H95V210H94ZM94 211H92V212H94ZM170 211H171V210H170ZM261 211H262V210H261ZM47 212H48V211H47ZM47 212L45 211L44 213L46 214ZM49 212H50V210H49ZM58 212H57V214H58ZM95 212H96V211H95ZM167 212L169 213V211H167ZM154 213H155V211H154ZM157 213H159L158 210H157ZM176 213H177V212H176ZM176 213H175V214H176ZM51 214H52V213H51ZM76 215H77V214H76ZM97 215H98V213H97ZM122 215H123V214H122ZM148 215H150V214H148ZM148 215H147V216H148ZM156 215H157V214H156ZM161 215H162V213H161ZM165 215L167 216L166 213H165ZM172 215H173V214H172ZM194 215H195V214H194ZM44 216H45V215H44ZM92 216H93V214H92ZM152 216H154V215H152ZM152 216H151V217H152ZM151 217H150V218H151ZM157 217H158V216H157ZM194 217H195V216H194ZM204 217H205V215H204ZM254 217H256V216H254ZM93 218H94V217H93ZM98 218H99V217H98ZM147 218H148V217H147ZM167 218H168V217H167ZM167 218H166V221L169 220V219H167ZM161 219H163V218L161 217ZM199 219H200V218H199ZM201 219H203V218L201 217ZM201 219H200V220H201ZM222 219H223V218H222ZM258 219H259V218H258ZM263 219H264V218H263ZM79 220H80V219H79ZM94 221H95V218H94ZM144 221H145V220H144ZM151 221L153 222V218L151 219ZM154 221H155V220H154ZM164 221H165V220H164ZM164 221H160V222H163V223H164ZM257 221H258V220H257ZM91 222H92V220H91ZM142 222H143V221H142ZM158 222H159V220H158ZM199 222H200V221H199ZM219 222H220V220H219ZM221 222L223 223V221H221ZM89 223H90V222H89ZM89 223H88V225H85V226H84L85 229H86L87 226H92L91 223H90V225H89ZM94 223H95V222H94ZM165 223H168V224H169L170 221H169V222H165ZM200 223H201V222H200ZM203 223H204V222H202V224H203ZM86 224H87V223H86ZM155 224H156V223H155ZM192 224H193V223H192ZM198 224H199V223H198ZM158 225H159V223H158ZM164 225H165V224H164ZM208 225H209V224H207V226H208ZM156 226H157V224H156ZM198 226H199V225H198ZM202 226H203V225H202ZM209 226H210V225H209ZM150 227L153 229L152 226H150ZM154 227H155V226H154ZM162 227H163V226H162ZM165 227H166V226H165ZM194 227H195V225H194ZM81 228H82V227H81ZM88 228H89V227H88ZM92 229H93V227L91 228V232H92ZM200 229H201V228H200ZM200 229H198V230H195V229H194V230H195L194 232H196V231H201ZM209 229H210V228H209ZM217 229H219V228H217ZM94 230L96 231V229H94ZM150 230H151V229H150ZM155 230H156V229H155ZM233 230H234V229H233ZM239 230H240V229H239ZM82 231H84V230H82ZM82 231H80V233H81ZM86 231H87V230H86ZM156 231H157V230H156ZM160 231H161V229H160ZM165 231H166V230H165ZM190 231H191V230H190ZM207 231H208V230H207ZM153 232H154V231H153ZM191 232H192V231H191ZM194 232H193L192 235H195V234H196V233L194 234ZM241 232H243V231H241ZM80 233H79V234H80ZM87 233H88V232H87ZM93 233H95V232H93ZM164 233H166V232H164ZM170 233H171V231H170ZM231 233H232V231H231ZM233 233H234V232H233ZM233 233H232V234H233ZM199 234H200V233H199ZM210 234H211V233H210ZM226 234H227V233H226ZM240 234H241V233H240ZM240 234H239V235H240ZM85 235H86V234H84V236H85ZM95 235H96V234H95ZM155 235H156V233H155ZM158 235H159V234H158ZM165 235H166V234H165ZM169 235H171V234H169ZM172 235H173V234H172ZM200 235H201V234H200ZM202 235H203V231H202ZM80 236H81V234H80ZM82 236H83V232H82ZM84 236H83V237H84ZM190 236H191V235H190ZM230 236H231V235H230ZM230 236H228V237H230ZM247 236H248V235H247ZM250 236H251V235H250ZM250 236H249V237H250ZM75 237H76V236H75ZM75 237H73V238H75ZM83 237H82V239H83ZM156 237H157V236H156ZM191 237H192V236H191ZM193 237H194V236H193ZM193 237H192V240H194ZM197 237H198V236H197ZM205 237H206V236H205ZM235 237H236V234H235ZM76 238H77V237H76ZM92 238L94 239V236H93ZM95 238H96V236H95ZM164 238H167V237L164 236ZM187 238H188V237H187ZM195 238H196V237H195ZM203 238H204V237H203ZM215 238H216V237H215ZM233 238H234V236H233ZM250 238L252 239V237H250ZM80 239H81V238H80ZM97 239H98V238H97ZM167 239H168V238H167ZM173 239L175 240L174 237H173ZM190 239H191V238H190ZM201 239H202V238H201ZM230 239L232 240V237H231ZM237 239H238V238H237ZM239 239H241V238H239ZM159 240H160V239H159ZM159 240H158V241H159ZM186 240H188V239H186ZM197 240H198V239H197ZM212 240H213V239H212ZM220 240H221V238H220ZM226 240H227V239H226ZM75 241H76V240H75ZM97 241H98V240H97ZM164 241H166V240H164ZM164 241H162V242H164ZM188 241H190V240H188ZM208 241H209V240H208ZM223 241H224V242H227V241H229V239H228L227 241H225V239H224ZM234 241H236V239H235ZM73 242H74V241H73ZM83 242H84V241H83ZM91 242H92V241H91ZM123 242H124V241H123ZM159 242H160V241H159ZM203 242H205V240H204ZM212 242H213V241H212ZM232 242H233V241H232ZM247 242H248V241H247ZM96 243H97V242H96ZM213 243H215V242H213ZM218 243H219V242H218ZM222 243H223V242H222ZM251 243L253 244V242H251ZM78 244H79V243H78ZM78 244H77V245H78ZM83 244H84V243H83ZM167 244H168V243H167ZM193 244H197V243H196V239H195V242H194ZM84 245H85V244H84ZM159 245H160V244H159ZM244 245H245V244H244ZM247 245H248V244H247ZM249 245H250V244H249ZM80 246H81V245H80ZM261 246H262V245H261ZM64 247L66 248L67 246L64 245ZM99 247H100V246H99ZM102 247H105V245L102 246ZM124 247H125V246H124ZM158 247H159V246H158ZM161 247H162V246H161ZM172 247H173V246H172ZM175 247H176V246H175ZM188 247H189V245H188ZM195 247H196V245H195ZM249 247H250V246H249ZM125 248H126V247H125ZM196 248H197V247H196ZM222 248H223V245H222ZM227 248H228V247H227ZM260 248H261V247H260ZM66 249H67V248H66ZM83 249H84L85 252H88L87 250H85L86 248L83 247ZM90 249H91V248H89V250H90ZM104 249H107V248L105 247ZM188 249H189V248H188ZM199 249H202V248H199ZM233 249H234V248H232V250H233ZM102 250H103V249H102ZM102 250H101V251H102ZM109 250L111 251V249H109ZM118 250H120V249H118ZM228 250H230V248H228L227 251H228ZM262 250H263V249H262ZM59 251H60V249H59ZM103 251H105V250H103ZM103 251H102V252H103ZM114 251H115V250H114ZM114 251H113V252H114ZM258 251H260V250H258ZM63 252H64V251H63ZM85 252H84V255H86ZM96 252H97V250H96ZM105 252H107V250H106ZM111 252H112V251H111ZM113 252H112V253H113ZM232 252H233V251H232ZM66 253H67V252H66ZM99 253H100V250H99ZM60 254H61V251H60ZM73 254H74V252H73ZM76 254H77V253H76ZM96 254H97V253H96ZM106 254H107V253H106ZM117 254H118V252H117ZM61 255H62V254H61ZM120 255H121V254H120ZM230 255H231V254H230ZM257 255H258V254H257ZM62 256H63V255H62ZM77 256H78V255H76V257H77ZM100 256H101V255H100ZM202 256H204V255L202 254ZM202 256H201V257H202ZM232 256H234V255H232ZM65 257H66V256H65ZM65 257H64V258H65ZM67 257H68V255H67ZM74 257H75V256H74ZM76 257H75V258H76ZM83 257H84V256H83ZM85 257H86V256H85ZM107 257H108V256H107ZM109 257H110V256H109ZM126 257H127V256H126ZM126 257H125V258H126ZM219 257H220V256H219ZM254 257H255V256H254ZM87 258H89V257H87ZM98 258H99V256H98ZM114 258H115V257H114ZM114 258H113V261H114ZM252 258H253V257H251V259H252ZM59 259H60V258H59ZM100 259H101V258H100ZM100 259H99V260L97 259V264H98V261H100ZM111 259H112V257H111ZM260 259L263 260L262 258H260ZM82 260H83V259H82ZM84 260H85V259H84ZM86 260H87V259H86ZM101 260H102V259H101ZM105 260H106V259H105ZM64 261H65V260H64ZM247 261H248V260H247ZM60 262H62V261H60ZM72 262H73V261H72ZM75 262L77 263L78 261L75 260ZM82 262H83V261H82ZM108 262H109V261H108ZM108 262H107V264H108ZM111 262H112V260H111L109 263H111ZM253 262H254V261H253ZM59 264H60V263H59ZM73 264H74V263H73ZM78 264H79V262H78ZM256 264H257V263H256Z\"/></svg>","mask_w":264,"mask_h":264}]
</instances>
